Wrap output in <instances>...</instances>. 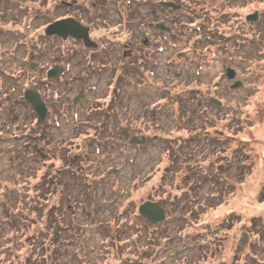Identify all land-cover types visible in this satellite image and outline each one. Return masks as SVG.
<instances>
[{"label": "rangeland", "instance_id": "obj_1", "mask_svg": "<svg viewBox=\"0 0 264 264\" xmlns=\"http://www.w3.org/2000/svg\"><path fill=\"white\" fill-rule=\"evenodd\" d=\"M171 1L182 5L170 12L175 33L152 32L151 84L131 101L130 87L143 83L127 79L133 63L121 46L137 24L127 11L144 0H0V264L26 263L29 231L40 239L33 264L43 247L51 264H264V0ZM68 15L91 28L98 51L45 35ZM58 66L65 73L49 79ZM235 81L242 85L232 89ZM27 90L48 103L47 121L38 122ZM80 90L87 97L72 107ZM123 132L155 137L153 145L135 150ZM63 153L77 171L58 165ZM58 171L74 190L63 209L52 188L38 202L49 175L60 182ZM84 185L86 207L67 208ZM147 200L166 210L165 221L140 215ZM23 209L32 221L25 228L18 218L13 228Z\"/></svg>", "mask_w": 264, "mask_h": 264}, {"label": "flooded vegetation", "instance_id": "obj_2", "mask_svg": "<svg viewBox=\"0 0 264 264\" xmlns=\"http://www.w3.org/2000/svg\"><path fill=\"white\" fill-rule=\"evenodd\" d=\"M138 2H141V1H138ZM144 2H145V4H144V6H142V7H138V8H136V7H131V8H129V10L127 11V14H132V15H134L133 16V19L134 20H137V24L136 25H134V29H135V32L133 33V34H130V36H129V40H127V42L125 43V44H122V48H121V57H122V59H130L131 60V63H133V66H131V64H129V63H127V64H125V68L128 70V75H127V79H130V83L132 84V82H131V77H132V79H136V81H138V82H142L143 83V88L141 87V88H134V87H130L131 89L130 90H132V93H131V97H129V98H127L126 97V99L128 100V99H130L131 101H133L134 99H140V98H143V95H144V92H145V90H146V88H147V85H149V84H151V79L149 78V76L148 75H150V72L152 71V69H151V62H150V60L149 59H151V56L152 55H149V52L147 51L148 49L147 48H149V45L152 43V39H151V36H152V32L154 33L153 34V36L155 35H157L159 32L160 33H165V35H168V36H171V35H174V33H175V28H174V26L172 25V26H170V24H171V20L169 19V18H172L173 17V21L175 20H177V19H179L176 15H171L170 16V12L172 11V10H179V9H181L182 8V5L181 4H178V3H176L175 1H171V0H154V1H151V0H144ZM163 3H174L175 5H177V6H179V8H175V7H166V6H164L163 5ZM155 6V7H151V6ZM76 6V5H75ZM153 8H154V10L156 11V13L155 14H159V15H161L160 16V21H152V15H153ZM73 16H71V15H68V16H66L65 18H72ZM64 18V19H65ZM75 18V17H74ZM139 21H142L143 22V30H145V28L148 30V32L149 33H147L146 32V34H144L143 32H140L139 30H138V27H139V24H138V22ZM80 22V21H79ZM83 26H85L82 22H80ZM158 25H163V26H165L167 29L166 30H162V29H160L159 27H158ZM85 27H87V28H89V35H90V37H91V39L95 42V43H97L95 40V38H93V33H92V30H91V28L90 27H88V26H85ZM138 30V31H137ZM172 31V32H171ZM140 33V34H139ZM139 34V35H138ZM56 40H58L59 38H55ZM61 40V39H60ZM67 41H69V42H77L78 44H80L81 45V47L83 48V50L84 51H91V52H96V51H98L99 50V48H100V46H99V44H98V48L97 49H92V48H86L85 46H84V44H83V42L82 41H79V40H75V39H72V38H69ZM165 43H167V40H165ZM165 49V48H164ZM146 52L148 53V56H147V54H146ZM153 59V58H152ZM123 64V65H124ZM60 69H62V73H61V76H62V74H64L65 73V70H64V68L62 67V66H58ZM95 70V69H94ZM120 72V71H119ZM122 73H123V71H121ZM0 74H3V72H1L0 71ZM126 75H124V76H122V77H125ZM60 77V76H59ZM120 80V77L119 76H117L116 77V81H119ZM123 80V79H122ZM121 80V81H122ZM63 82H64V84H67V83H69L68 81H66V80H63ZM236 82V81H235ZM234 82V83H235ZM120 83V82H119ZM121 83H123V82H121ZM230 87H231V85H230ZM132 88H134V90H135V92H137L136 94L134 93V91H133V89ZM117 89H118V87H117ZM116 89V90H117ZM136 89H138V90H136ZM119 91H120V89H118ZM139 90H141V92H139L138 93V91ZM118 91V92H119ZM82 93V99L83 98H86L87 96V94H86V92H85V90H80L79 91V93H78V95H76L75 97H74V102H73V105H72V107L74 106V105H79L80 106V103L78 104V101L81 99H79L77 102H75V99L77 98V96H79V94H81ZM138 95H141L140 97H138ZM41 97H42V95H41ZM202 99H203V97H201ZM43 99V98H42ZM43 101H45L44 99H43ZM142 101H143V99H142ZM144 102H146V100H144ZM46 103V106H47V116H46V121L49 119V115H50V112H51V109H50V107H49V105H48V103L47 102H45ZM214 104V103H213ZM214 105H216V104H214ZM216 106H218V105H216ZM31 108H32V106H31ZM52 108H53V106H52ZM34 112H36L35 110H34ZM14 119H17V117L16 116H14ZM123 136H124V138L125 139H127V140H131L132 139V137H129L128 135H127V132H123ZM144 138V137H143ZM0 139H1V143H0V149L1 148H3L2 146H3V137L1 136V134H0ZM128 141V142H129ZM132 146V145H131ZM133 148H135V150H136V147L135 146H132ZM131 147V148H132ZM9 153H13V150L12 149H9V150H7ZM78 169L77 168H74V169H72V171H77ZM68 177V176H67ZM66 176L64 177H62V178H67ZM71 179V178H70ZM70 179H68V180H63V181H65V182H63V181H61V182H58L60 185H66V187H67V182L70 180ZM53 182V181H52ZM58 183H55V182H53V186H52V194L54 193V191H55V186H56V184H58ZM69 185V184H68ZM70 186V185H69ZM68 190V192H61V196H62V202H63V205L64 204H67V202L69 203V201H71V193L74 191L73 189V191L70 189V188H68L67 189ZM83 190H86V191H84V195H83V197L82 198H77V199H72V201H74L72 204H69L68 205V207H70V206H75V205H78V203H81V204H83V202H85V200L88 198V190H87V187L84 185L83 186ZM81 193V192H80ZM81 195V194H80ZM51 201H55V199H51ZM146 202H151V200H147ZM145 202V203H146ZM83 205H85V204H83ZM165 212H166V210H165ZM68 217L70 218V215H68ZM69 220V219H68ZM70 221V220H69Z\"/></svg>", "mask_w": 264, "mask_h": 264}, {"label": "water", "instance_id": "obj_3", "mask_svg": "<svg viewBox=\"0 0 264 264\" xmlns=\"http://www.w3.org/2000/svg\"><path fill=\"white\" fill-rule=\"evenodd\" d=\"M166 7H175L179 8V6L175 5L174 3H163ZM258 14L255 13L254 15L248 16L247 21L249 22H256L258 20ZM158 27L162 30H166L167 28L163 25H158ZM45 35L48 37H58L63 41L68 40L69 38L82 41L86 48L97 49L98 45L95 43L90 35H89V28L83 26L79 21L74 18H65L62 20H58L52 24H50L46 30ZM37 64H33L35 67ZM62 73V69L55 67L54 69L50 70L48 73V78L51 79L52 77H58ZM226 76L230 80H234L236 77V72L232 68H227ZM242 85L241 82L237 81L235 84L231 86L232 89H237ZM26 101L33 106L35 109L38 122L42 123L45 121L47 116V106L46 103L42 100L40 94L38 92L27 90L24 94ZM82 97V93L77 96L75 102H77ZM211 102L220 106L221 102L217 99H211ZM151 139L145 138H138L134 137L131 139L130 143L135 145H143L145 143L151 142ZM1 143V139H0ZM221 172L223 169H220ZM139 213L143 216L147 221L152 224H158L159 222H163L166 219V212L165 209L161 207L158 202H146L142 204L139 208Z\"/></svg>", "mask_w": 264, "mask_h": 264}, {"label": "trees", "instance_id": "obj_4", "mask_svg": "<svg viewBox=\"0 0 264 264\" xmlns=\"http://www.w3.org/2000/svg\"><path fill=\"white\" fill-rule=\"evenodd\" d=\"M96 70V69H95ZM98 71V70H97ZM122 73V72H121ZM120 72H119V74L117 75V76H119L120 77V80L119 81H121L122 79H121V77L122 76H120V74H121ZM119 81H116L115 80V87H116V89H117V86H118V83H119ZM117 91H119L118 89H117ZM119 93V92H118ZM47 142V141H46ZM152 145L153 144H150V145H147V149H149L150 150V148L152 147ZM138 148H140V147H136V149H138ZM142 148H144V147H141V150H142ZM49 149H51V148H49ZM53 149V148H52ZM141 150H139V151H141ZM61 154V153H60ZM48 155H50V154H48ZM64 157V158H63ZM63 157H62V155L58 158V159H62L64 162L63 163H61V164H59L58 163V165L59 166H62V167H64V168H66V166H68L69 168H72V169H74V167H76L75 166V164H74V162H75V160L73 159V160H71V158L69 157V156H66V153L64 154L63 153ZM51 159V158H50ZM50 159H48V161H47V163H48V165H53V166H56L55 164L57 163V162H55V161H57L56 160V158H53L52 157V160H50ZM55 161H54V160ZM89 160V159H88ZM69 164V165H68ZM71 164H73V165H71ZM72 166V167H71ZM79 166H81V165H79ZM81 168V167H80ZM71 169V170H72ZM79 171H81V170H79ZM57 176H59V180H60V182L61 181H63V179H62V177H63V175L62 174H60V172L58 171V175ZM48 179H47V183L44 185V187H41V189L39 190V200H38V202L39 201H41V199H45L47 196H49V189H51L52 188V185L50 186V183H51V181H53V177H51V175H49L48 177H47ZM53 182H55V183H58V182H56L55 181V179H54V181ZM64 182V181H63ZM215 183H217L218 185H220V182H218V181H216ZM158 188L159 189H161L162 190V186L161 187H159L158 186ZM68 187H66V185H60L59 183L58 184H56V186H55V191H54V193H53V195H55L56 194V192H68ZM159 191V190H158ZM51 194H52V191H51ZM52 198H54V196H52ZM51 198V199H52ZM36 204H34L32 201H31V203H30V206H29V208L31 209L32 207H33V205H34V207H36V205L38 204L37 202H35ZM86 201H85V206H81V204L80 203H78V205H75V206H70V207H67V208H71V207H73L71 210H75V208L77 209V208H80V209H84V207H86ZM23 206H25V208H26V205L24 204ZM58 207L60 208V209H63V207H64V205H63V202L61 201V202H59V204H58ZM70 210V212H66V214L64 215V219L66 220L67 219V217H68V215H70V217L72 216V212L73 211H71ZM34 211H38V209L36 208ZM67 211H69V210H67ZM19 212H22V215H17L18 217H16V220H15V225H12V222H10L11 223V225L13 226V228H20V225H19V223H18V218H20V221L21 222H26V227L25 228H27L28 226H29V224H30V222L32 221V216L31 215H29V213L27 212V209H23V210H21V211H19ZM62 212H63V210H62ZM55 213H56V207H54V206H51V208H49V210H48V213H47V220H45V224H46V222H47V224H51V221L53 220V217H54V215H55ZM28 214V215H27ZM86 215H88V217H89V214H86ZM45 218V219H46ZM64 220V221H65ZM46 224V225H47ZM65 224V223H64ZM70 226L71 225H66L65 224V226L64 227H62V229H61V227H60V229H58L59 230V233H61L62 234V232H64V231H66V230H68L69 228H70ZM24 227H23V229H20L21 231L19 232L20 233V236L22 235V234H28V236H26V240L25 241H27L28 243H29V246L31 247V250H30V252L32 253V254H30L28 257H27V260H26V263L25 264H33L31 261L33 260L31 257H32V255L35 253V250H33V248H34V246H37V244H36V242L35 241H40V239L39 238H32L33 236H31L32 235V233H31V231H29L28 233H25V232H23V230L25 231V229H24ZM58 228V227H57ZM18 233L15 231L14 232V238H15V236L17 235ZM35 239V240H34ZM67 239V238H66ZM16 243H18L17 241H16ZM45 248L43 247L42 249H39V251H38V253H37V255L39 256L38 258H34V261H35V264H51V262H48V261H45L44 259V257L42 256L43 254H42V252H43V250H44ZM48 257V260H49V258H51V260H53L52 259V257H51V254H50V256H47ZM38 259H40V261L38 260Z\"/></svg>", "mask_w": 264, "mask_h": 264}]
</instances>
